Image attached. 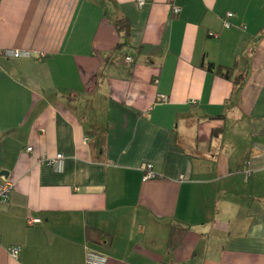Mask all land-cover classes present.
Returning <instances> with one entry per match:
<instances>
[{"label": "crops", "instance_id": "crops-1", "mask_svg": "<svg viewBox=\"0 0 264 264\" xmlns=\"http://www.w3.org/2000/svg\"><path fill=\"white\" fill-rule=\"evenodd\" d=\"M138 1L0 0V264H264V0Z\"/></svg>", "mask_w": 264, "mask_h": 264}, {"label": "built area", "instance_id": "built-area-1", "mask_svg": "<svg viewBox=\"0 0 264 264\" xmlns=\"http://www.w3.org/2000/svg\"><path fill=\"white\" fill-rule=\"evenodd\" d=\"M169 3H173L174 0H168ZM144 5V1L139 0L138 1V6L142 7ZM172 12L174 15H178L180 13V9L176 6H172ZM233 17V15L231 13H227L225 15V20L223 22V27L225 29L230 28V24L227 20L231 19ZM210 35L213 36V34L211 33ZM6 56H12L14 58H18V57H27L29 56L28 53H23V52H19V51H5L4 53ZM126 63H132L133 60L131 58H126L125 59ZM157 101L160 103H165L167 101L166 97L163 96H157ZM27 152H31V148H27L26 149ZM42 161H46L47 165L53 169L55 172H61L62 168H63V157L62 155H56L54 158L52 159H43ZM151 167L147 166V174L145 176V179H150L153 178L154 175L152 172L149 171ZM13 188H14V184L9 182V181H3L2 183H0V202H6L11 193L13 192ZM17 249H11V255L13 257H15L17 255ZM85 264H107V259L105 256L101 255V254H96L93 252H88L86 254V259H85Z\"/></svg>", "mask_w": 264, "mask_h": 264}, {"label": "trees", "instance_id": "trees-1", "mask_svg": "<svg viewBox=\"0 0 264 264\" xmlns=\"http://www.w3.org/2000/svg\"><path fill=\"white\" fill-rule=\"evenodd\" d=\"M116 26L118 27L119 31L125 32V33L127 32L126 30L128 27H127V24L125 21H118ZM201 67L204 68L206 71H212L213 69L216 68L217 74H221L226 79H229V77H230V70L229 69L223 70V69H221L222 67H214L213 64H211V63H207L205 65L201 64ZM170 243H172V240L170 241Z\"/></svg>", "mask_w": 264, "mask_h": 264}]
</instances>
